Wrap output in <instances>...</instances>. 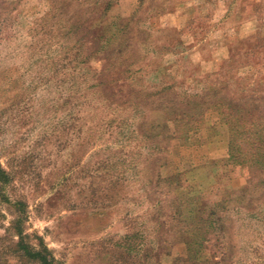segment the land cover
Returning <instances> with one entry per match:
<instances>
[{
	"label": "rangeland",
	"instance_id": "obj_1",
	"mask_svg": "<svg viewBox=\"0 0 264 264\" xmlns=\"http://www.w3.org/2000/svg\"><path fill=\"white\" fill-rule=\"evenodd\" d=\"M261 84L264 0H0V264H264V170L200 168L214 113L201 147L152 130Z\"/></svg>",
	"mask_w": 264,
	"mask_h": 264
},
{
	"label": "crops",
	"instance_id": "obj_2",
	"mask_svg": "<svg viewBox=\"0 0 264 264\" xmlns=\"http://www.w3.org/2000/svg\"><path fill=\"white\" fill-rule=\"evenodd\" d=\"M191 76L190 73H187ZM216 78V77H215ZM211 78L207 73L202 74L200 78H193L191 81H194L196 84L201 83L206 85L209 82H215V84L219 81H225L226 83H230L233 81V78L229 77H220L218 78ZM228 83V84H229ZM213 85V84H212ZM230 85V84H229ZM264 84H261L262 86ZM215 86V85H213ZM217 86V85H216ZM222 90V88L220 89ZM239 98H231L229 96L221 95L220 92L213 87L211 94H197L196 96L187 95L186 96V103L189 105L186 110H180L178 107L173 108H165L166 111L162 112L161 119L164 120L162 124L154 123L152 125V130H154L156 137L158 138L163 129L166 130L169 134L168 138L171 141H175L182 146H203V142L199 141L202 139L200 135L202 134V130L205 127L207 117L209 114H216L219 117L218 124L221 127H224L228 133V152L227 157L222 158L220 160L210 159L207 158L202 164V166L207 167L209 162H216V161H223L226 163H233L237 164L232 160L231 157V130L227 120L224 118V112L221 105H219L218 99L223 101H232L234 106H229L228 108H244V121L247 122V125H250L251 122L258 121L257 123L260 124L261 128H264V111L261 106V101L263 100L262 96H251L246 95L245 91L239 93ZM255 104V105H254ZM239 105V106H237ZM254 105V106H253ZM241 106V107H240ZM211 127L207 128V132L209 136H211ZM206 129V128H205ZM206 132V130H205ZM199 134V135H198ZM155 150V149H154ZM155 152V151H154ZM240 165V164H238ZM246 166L247 165H241Z\"/></svg>",
	"mask_w": 264,
	"mask_h": 264
},
{
	"label": "trees",
	"instance_id": "obj_3",
	"mask_svg": "<svg viewBox=\"0 0 264 264\" xmlns=\"http://www.w3.org/2000/svg\"><path fill=\"white\" fill-rule=\"evenodd\" d=\"M218 102L223 108L224 118L231 130L232 160L237 164L247 165L251 169L264 170V128L262 129L257 123L260 120L247 125L244 121V108H228L231 105L234 106L230 100L222 102L218 99ZM18 234L22 235V232ZM38 256L43 261L48 260L43 253H39Z\"/></svg>",
	"mask_w": 264,
	"mask_h": 264
}]
</instances>
